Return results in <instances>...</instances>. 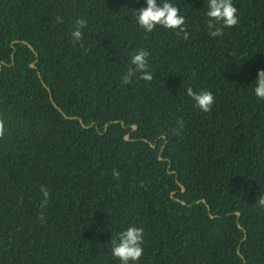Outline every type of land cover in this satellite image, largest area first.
<instances>
[{"label": "trees", "instance_id": "1", "mask_svg": "<svg viewBox=\"0 0 264 264\" xmlns=\"http://www.w3.org/2000/svg\"><path fill=\"white\" fill-rule=\"evenodd\" d=\"M173 2L183 32H145L143 0H0V264H119L129 224L136 264H264V0L219 36L206 0ZM141 48L152 79L122 83Z\"/></svg>", "mask_w": 264, "mask_h": 264}, {"label": "clouds", "instance_id": "2", "mask_svg": "<svg viewBox=\"0 0 264 264\" xmlns=\"http://www.w3.org/2000/svg\"><path fill=\"white\" fill-rule=\"evenodd\" d=\"M142 7L133 9L135 22L145 31L151 32L154 27L184 31L185 17L173 0H143ZM206 27L210 36L221 35L222 29L231 28L239 23V12L233 0H206L204 11ZM59 19V18H58ZM218 22V23H217ZM85 19H77L70 33L73 42L79 41L86 25ZM186 36L187 33L185 32ZM148 52L144 49L135 50L130 56V65L121 77L122 83L128 84L138 74L139 78L148 81L152 73L147 70ZM251 94L257 100L264 101V69H258L255 77L248 83ZM186 94L192 99L195 106L202 112H208L214 103L212 92L201 90L194 92L191 87ZM113 176L118 173L113 170ZM44 195L47 192L41 189ZM256 206L264 209V193L256 198ZM143 229L135 224L122 228L111 240V256L118 259L119 264H136L142 255Z\"/></svg>", "mask_w": 264, "mask_h": 264}, {"label": "water", "instance_id": "3", "mask_svg": "<svg viewBox=\"0 0 264 264\" xmlns=\"http://www.w3.org/2000/svg\"><path fill=\"white\" fill-rule=\"evenodd\" d=\"M27 44H28V43H27ZM28 46L33 50V47H32L31 45L28 44ZM34 63H35V62H32V63L30 64V66H31V67H35V64H34ZM38 73H39V72H38ZM54 104H55V103H54ZM55 106H57V105L55 104ZM79 120H80V119H79ZM80 122L82 123L81 120H80ZM91 125H93V124L91 123L90 126H91ZM132 129H135V125L132 126ZM124 139H125V140H128V139H129L128 134H125V135H124ZM152 146L154 147V145H152ZM161 150H162V148H161ZM158 158L161 159L160 155H159ZM182 190H183V187H182ZM236 214L238 215V212H236ZM238 227L240 228L241 226L238 224ZM244 238H245V236H244ZM244 238H243V239H244Z\"/></svg>", "mask_w": 264, "mask_h": 264}]
</instances>
